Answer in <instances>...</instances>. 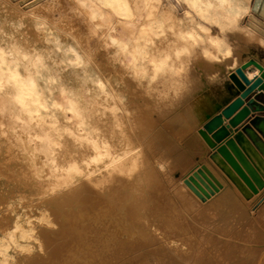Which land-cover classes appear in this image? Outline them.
Listing matches in <instances>:
<instances>
[{
  "label": "clouds",
  "instance_id": "1",
  "mask_svg": "<svg viewBox=\"0 0 264 264\" xmlns=\"http://www.w3.org/2000/svg\"><path fill=\"white\" fill-rule=\"evenodd\" d=\"M258 96L264 0H0V264H264Z\"/></svg>",
  "mask_w": 264,
  "mask_h": 264
},
{
  "label": "water",
  "instance_id": "2",
  "mask_svg": "<svg viewBox=\"0 0 264 264\" xmlns=\"http://www.w3.org/2000/svg\"><path fill=\"white\" fill-rule=\"evenodd\" d=\"M237 83H238V82H237ZM236 98H239V97H238V96H235L234 99H232L231 101H229V102H228V103H227V104L221 109V111H220L219 113L215 114L213 117H211V118H210V119L204 124V131H205V133H206L208 139L212 140L213 143L217 145V147L220 146V141H217V140H216V135H217V134L219 133V131H221L222 129H221L219 126H217L216 128H213V130H212L211 132H209V131L207 130V129H208V125L212 124V123L217 119V117H221V116H222V113H223L224 111H226L227 108L231 107V105L235 102V99H236ZM249 100H251V97H249ZM245 106L250 107V109H251L252 111H264V104L258 103V101H257V99H256L255 102H254V103H251V104H249V101H245V102H244V105H243L239 110L237 109L238 111H237L233 116L235 117L236 115H239L240 112L244 110V107H245ZM249 113H250V112H249ZM246 117H248V115L245 116L244 119H245ZM244 119L240 122V124L244 121ZM240 124H239V125H240ZM239 125H237V126H235V127H238ZM228 139H232V137H231V136L226 137V138H225V142H226ZM229 151H231V150H229Z\"/></svg>",
  "mask_w": 264,
  "mask_h": 264
},
{
  "label": "crops",
  "instance_id": "3",
  "mask_svg": "<svg viewBox=\"0 0 264 264\" xmlns=\"http://www.w3.org/2000/svg\"><path fill=\"white\" fill-rule=\"evenodd\" d=\"M235 92H236V90L234 91V93ZM262 100L264 101V98ZM258 103L263 104L261 101H258ZM256 118H258V119H256ZM254 120H256V127L258 128L259 133H260L258 136L261 138H264V131L261 128V124L264 123V111H253L248 117H246L244 119V121L240 125H243V127H244L247 124H249L250 122H253ZM246 132H248L249 135H251L253 138H255L254 132H252L251 130H246Z\"/></svg>",
  "mask_w": 264,
  "mask_h": 264
},
{
  "label": "rangeland",
  "instance_id": "4",
  "mask_svg": "<svg viewBox=\"0 0 264 264\" xmlns=\"http://www.w3.org/2000/svg\"><path fill=\"white\" fill-rule=\"evenodd\" d=\"M236 89H235V87L234 86H231V92L232 93H234V91H235ZM235 97V96H234ZM234 97H233V99H234ZM264 98V96H258V97H256V99H257V101H261L263 104H264V101L262 100ZM231 101V100H230ZM197 103H198V101H197ZM226 105V104H225ZM225 105H223L218 111H220ZM256 119H258V118H256ZM239 130H241V131H243V129H245V131L246 130H251L252 131V129H253V131L254 132H256L257 133V135H259L260 133H259V130H258V128L256 127V120H254L253 122H250L249 124H247L246 126H244L243 127V125H239L238 127H237ZM250 128V129H249ZM252 128V129H251ZM214 243H219V242H215L214 241Z\"/></svg>",
  "mask_w": 264,
  "mask_h": 264
},
{
  "label": "bare ground",
  "instance_id": "5",
  "mask_svg": "<svg viewBox=\"0 0 264 264\" xmlns=\"http://www.w3.org/2000/svg\"><path fill=\"white\" fill-rule=\"evenodd\" d=\"M234 87H235V86H234ZM235 89H236V87H235ZM238 110H239V109H238ZM238 110H236V112H237ZM220 111H221V110H220ZM220 111L213 112L211 115H209V116L207 117V119L204 121V124H205V123H206L211 117H213L215 114L219 113ZM236 112H235V113H236ZM252 112H253V111L251 110L250 113H249V115H250ZM235 113H234V114H235ZM234 114H233V115H234ZM249 115H248V116H249ZM261 128H262L263 131H264V123L261 124ZM249 139H250V138H249ZM224 230H227V225L225 226Z\"/></svg>",
  "mask_w": 264,
  "mask_h": 264
}]
</instances>
